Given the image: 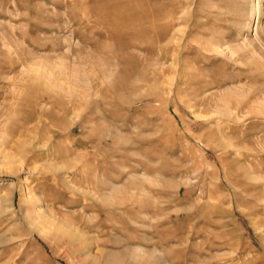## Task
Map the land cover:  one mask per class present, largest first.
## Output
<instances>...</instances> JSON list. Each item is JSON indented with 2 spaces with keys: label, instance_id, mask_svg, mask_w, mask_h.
<instances>
[{
  "label": "rangeland",
  "instance_id": "obj_1",
  "mask_svg": "<svg viewBox=\"0 0 264 264\" xmlns=\"http://www.w3.org/2000/svg\"><path fill=\"white\" fill-rule=\"evenodd\" d=\"M0 264H264V0H0Z\"/></svg>",
  "mask_w": 264,
  "mask_h": 264
}]
</instances>
